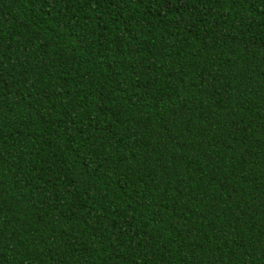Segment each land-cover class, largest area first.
I'll use <instances>...</instances> for the list:
<instances>
[{
  "label": "trees",
  "instance_id": "16d2710c",
  "mask_svg": "<svg viewBox=\"0 0 264 264\" xmlns=\"http://www.w3.org/2000/svg\"><path fill=\"white\" fill-rule=\"evenodd\" d=\"M0 264H264V0H0Z\"/></svg>",
  "mask_w": 264,
  "mask_h": 264
}]
</instances>
